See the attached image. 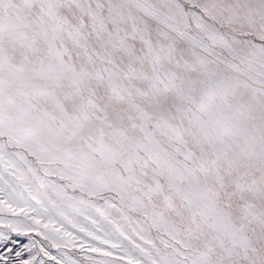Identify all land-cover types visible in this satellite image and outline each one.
<instances>
[{
  "label": "snow or ice",
  "instance_id": "snow-or-ice-1",
  "mask_svg": "<svg viewBox=\"0 0 264 264\" xmlns=\"http://www.w3.org/2000/svg\"><path fill=\"white\" fill-rule=\"evenodd\" d=\"M0 166L15 264H264V0H0Z\"/></svg>",
  "mask_w": 264,
  "mask_h": 264
},
{
  "label": "rangeland",
  "instance_id": "rangeland-1",
  "mask_svg": "<svg viewBox=\"0 0 264 264\" xmlns=\"http://www.w3.org/2000/svg\"><path fill=\"white\" fill-rule=\"evenodd\" d=\"M3 168L0 166V173H2ZM0 189H3V191H0V200H4L5 204L11 203L12 207L14 208H21V207H27L24 203V201L21 199L19 195V189H17L16 193H12L10 188H6V186L3 184L2 181H0ZM27 194L25 193V196ZM30 215H35V213H30ZM87 215V213H86ZM53 216V223L56 227H60L63 223L67 231L73 232L75 235H77V247H72L71 245H68V247L61 246L60 249L54 248L50 246V242H44V246L48 248V250L51 252L52 255L56 256L58 259H70L75 260L77 264H91V261L89 260V257H91L92 260H104V259H112V260H119L123 256V252L121 251H115L111 249L109 245H101L98 241L93 240L91 237H87L84 234H81L78 232V229L71 228L66 221H63L62 218L55 216V214H52ZM37 219H43L44 222H48L46 216L38 215L36 216ZM75 220L79 225L85 226L88 228L89 231L93 230V226L86 222L83 217L76 215L71 217ZM119 219L118 216H111L109 219ZM91 219H96L98 223L103 224V227L105 231L111 233L113 230L110 226H108L106 223L103 222V218L99 216L97 213L91 214ZM3 221H15L19 222L21 225L23 224H30L31 220L27 219L23 215H13L12 213L8 212L3 206H0V234H3V236L9 237L8 240L3 239L2 236H0V254L7 255V249L12 248L13 253L10 256V260L13 261V264H15V251H21L23 250V254L21 259H28L30 255H35L36 251L38 250V247L36 249H33L31 253L27 249L24 248V245L30 244L33 240L35 241H43V237L38 235L37 232L31 231L28 228H21L19 232L12 231L11 229L7 228ZM122 227H126L128 231H131L130 226L126 224L124 221H120ZM43 231V229H41ZM27 233V234H25ZM100 233H97L99 235ZM155 233H153L154 235ZM83 242L86 246L88 244H91L94 247H101L104 248L107 251H112L113 256L112 257H104L102 253H91L88 251L87 247L83 251L79 248V243ZM113 242H118L113 237ZM38 259H44L46 261V264H54V262H49L47 257H44L43 254H41Z\"/></svg>",
  "mask_w": 264,
  "mask_h": 264
}]
</instances>
